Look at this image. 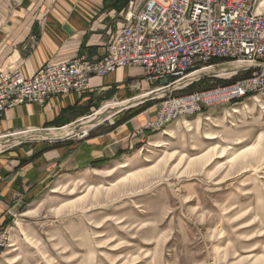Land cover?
<instances>
[{"label":"rangeland","instance_id":"374dc122","mask_svg":"<svg viewBox=\"0 0 264 264\" xmlns=\"http://www.w3.org/2000/svg\"><path fill=\"white\" fill-rule=\"evenodd\" d=\"M198 72L229 82L190 92L249 74L229 59ZM145 83L138 97L159 86ZM160 94L75 126L148 107L155 118ZM128 100H103L91 113ZM137 147L115 167L66 178L15 213L0 264H264V93L180 117Z\"/></svg>","mask_w":264,"mask_h":264},{"label":"crops","instance_id":"0c3cea01","mask_svg":"<svg viewBox=\"0 0 264 264\" xmlns=\"http://www.w3.org/2000/svg\"><path fill=\"white\" fill-rule=\"evenodd\" d=\"M144 2L129 0L116 10L110 0H0V77L18 70L28 78L49 61L77 56L100 59L124 24L130 5L137 13ZM145 85L140 67L123 66L91 77L84 93L53 96L44 105L17 104L0 118V237L22 207L66 178L115 167L144 138L164 127L140 132L154 118L148 107L112 123H95L83 138L51 142L36 134L10 135L72 125L99 107L107 95L117 101L132 99ZM4 143H9L5 149Z\"/></svg>","mask_w":264,"mask_h":264},{"label":"built area","instance_id":"2783aa9c","mask_svg":"<svg viewBox=\"0 0 264 264\" xmlns=\"http://www.w3.org/2000/svg\"><path fill=\"white\" fill-rule=\"evenodd\" d=\"M218 59H229L249 74L229 84L172 95L199 80L193 74L212 67L210 63ZM123 66L140 67L145 82L159 85L144 94L161 92L159 97L165 96L142 134L204 109L256 98L264 93V9L260 0H145L137 13L130 5L124 24L100 59L77 56L49 61L28 78L18 70L1 76L0 118L17 104L44 105L53 96L84 93L91 77L105 76ZM95 112L72 125L27 129L10 136L44 132L51 142L83 138L89 129L73 131L75 124ZM4 246L1 236L0 257Z\"/></svg>","mask_w":264,"mask_h":264},{"label":"bare ground","instance_id":"6f19581e","mask_svg":"<svg viewBox=\"0 0 264 264\" xmlns=\"http://www.w3.org/2000/svg\"><path fill=\"white\" fill-rule=\"evenodd\" d=\"M240 68V67H239ZM235 70V69H234ZM204 71V70H203ZM203 71H201V72H203ZM232 73V70L230 69L229 71L228 70H222V71H217V72H215V71H213V73H215V74H217V75H223V74H231ZM236 72V71H235ZM200 72H196L195 74H193V76L195 77H197L198 76V74H199ZM207 74V73H206ZM159 93H161V92H155V93H152V94H154V95H152V94H145V95H143V96H140V97H135V98H132V99H130V100H128L127 102H124V103H119V102H108V103H105L97 112H95L92 116H90L89 118H88V120L87 121H93V120H95V118L98 116V115H103V113L105 112V111H107V110H109V109H113V108H118V109H120V108H125V107H127V106H130V105H133V104H135L136 102H139L140 100H142V99H145V97H149V96H155V95H158ZM161 95V94H160ZM110 112V111H109ZM107 114V113H106ZM97 119V118H96ZM84 122H81V124H83ZM86 123V122H85ZM90 123V122H89ZM84 128V127H83ZM52 134L51 135H53V133H55L54 131L53 132H51ZM22 136V135H21ZM20 136V137H21ZM30 137V136H29ZM11 139V138H10ZM17 139V138H16ZM4 140V139H3ZM15 141V140H14ZM14 141H12V142H14ZM3 142V141H2ZM5 146V145H4Z\"/></svg>","mask_w":264,"mask_h":264},{"label":"trees","instance_id":"16d2710c","mask_svg":"<svg viewBox=\"0 0 264 264\" xmlns=\"http://www.w3.org/2000/svg\"><path fill=\"white\" fill-rule=\"evenodd\" d=\"M129 0H110V3H111V8H114L116 10H119L121 8H123L124 6H126L127 2ZM227 61V59H218V60H214L212 61L210 64L213 65V64H217V63H221V62H225ZM212 80L213 84H220V83H228L229 81H224V80H221V79H213V78H210V77H202L200 78L199 80L197 81H194L193 83H191L186 91L190 92V91H193L194 89H196L199 85H207L208 82ZM235 79H231L230 82H233ZM111 97V94L110 95H107L105 97V100L109 99ZM140 112V111H138ZM120 121L114 123L113 125H111V127L115 126L116 124H118ZM24 208V207H22Z\"/></svg>","mask_w":264,"mask_h":264},{"label":"water","instance_id":"95a60500","mask_svg":"<svg viewBox=\"0 0 264 264\" xmlns=\"http://www.w3.org/2000/svg\"><path fill=\"white\" fill-rule=\"evenodd\" d=\"M212 76H214V75H212ZM202 77H206V76H199V79L202 78ZM161 83H162V84H168V80H162ZM80 125H81V124H80ZM75 130H77V127H75V128L73 129V131H75Z\"/></svg>","mask_w":264,"mask_h":264}]
</instances>
